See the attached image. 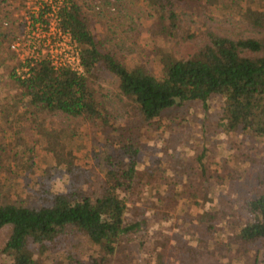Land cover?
I'll return each instance as SVG.
<instances>
[{"label": "trees", "instance_id": "trees-1", "mask_svg": "<svg viewBox=\"0 0 264 264\" xmlns=\"http://www.w3.org/2000/svg\"><path fill=\"white\" fill-rule=\"evenodd\" d=\"M244 1L149 0L158 24L155 38L174 36L180 26L178 11L186 9L197 15L211 11L224 15L233 9L261 33L258 35L256 30L258 36L233 37L208 32V38L186 59L170 56L167 49L159 48L154 58L158 67L151 71L140 61L126 64L107 47L108 40L96 31L101 10L89 12L87 0H68L60 9L59 24L79 48L83 71L77 73L65 66L56 68L47 59L6 63L14 57L7 47L19 35L10 10L5 9L7 0H0V67L4 69L0 82L5 88L0 90V116L5 118L0 125L23 126L22 119H28L31 130H37L54 159L52 165L38 171L37 154L29 153L28 148L11 154L5 151L7 145H0V230L7 229L0 255L11 254L6 264H46V256L58 254L67 244L73 246L78 235L100 246L102 254L83 259L64 251L63 261L115 263V254L126 242L135 238L141 246L145 242L148 233L143 222L146 217L139 216L141 205L149 200L166 202L173 205L171 212H176L180 209L176 203L186 196L196 197L198 205L203 203L199 198L210 199L214 205L197 216L195 229L190 221L189 227L178 225L174 248L180 251L177 235L182 232L187 237V229H193L195 235L208 237L213 233L211 240L217 245L225 242V250L237 247L239 261L253 256L252 264H264V10L243 11ZM5 80L9 82L5 84ZM108 80L112 81V89L103 85ZM219 98L223 102L219 121L222 132L241 135L249 142L242 164L230 161L228 170L213 169L211 159L202 160L209 157L208 148L202 147L194 169L196 179L208 185L203 184L195 192L189 191L192 185L180 184V173L170 171L159 158L144 167L152 154L146 151L147 141L141 139L151 131L146 126H156L164 136L173 130V119L169 118L175 107L193 101L200 102L206 111ZM123 116L127 117L125 134L113 122ZM42 119L107 126V132L113 135L111 139L101 138L95 158L97 168L83 169L75 163L76 155L68 146L76 140L73 134L64 137L70 131L69 124L48 129L46 121L40 124ZM29 136L27 131L21 137V146ZM252 148L255 158L250 159ZM16 163L22 172L33 171L31 181L37 185L34 194L26 187L10 185L8 174L11 178L18 175L13 169ZM5 187L7 194L3 192ZM17 191L18 200L11 201L12 192ZM229 235L235 236L230 242Z\"/></svg>", "mask_w": 264, "mask_h": 264}, {"label": "rangeland", "instance_id": "rangeland-1", "mask_svg": "<svg viewBox=\"0 0 264 264\" xmlns=\"http://www.w3.org/2000/svg\"><path fill=\"white\" fill-rule=\"evenodd\" d=\"M87 1L90 6L88 7L89 12L102 11L101 17L98 18L96 31L108 40L107 47L113 49L126 64L131 65L133 62L140 61L151 71L158 67L154 58L155 50L159 48L167 49L170 56L186 59L193 55L194 51L208 38V32L221 33L233 37L261 35L258 27L253 28L244 16L234 14L233 9L227 10L224 15L215 11L197 15L186 9L178 11L180 26L174 36L155 38L154 35L158 31V24L149 0ZM24 2L25 0H7L5 3V9L11 12L13 27L18 29V35L23 32V27L18 25L16 20L18 18L15 17V14H19L20 11L24 10ZM93 5L94 7H91ZM243 7V11L249 8L258 12L262 11L264 10V0H245ZM84 9H87L86 3L84 4ZM256 30H258V35ZM7 50L11 51L14 57H9L6 63L19 64L20 60L15 52L9 47H7ZM17 70L20 69L16 68ZM3 71L2 66L0 67V74H3ZM6 82L9 81L5 80V84ZM111 82L108 80L103 85L108 89H112L113 85ZM3 86L0 82V90L5 89ZM222 104L223 102L219 98L213 101L210 108L206 111L201 109L200 102L193 101H188L181 107H175L169 118L173 119L171 122L173 130L164 136H160L156 126H146L151 131L143 134L141 139H143V142L147 141L144 142L146 151L152 154L148 156L144 167H148L151 162H155L159 158L162 163L167 165L166 167L170 171L176 170L180 173V184L183 182L184 184L192 185L193 188H189V191L195 192L203 187V184L208 185L207 182L202 183L196 179L197 170L194 169L196 164H194V161L197 162L196 155L202 147L206 146L208 148L209 155V157H205L202 160L207 162L211 159L213 169L221 167V171L228 170L231 167L230 161H233L231 163L242 164L246 160L245 151H248L249 142L241 135L238 137L229 136L222 132L220 127L222 122H219L223 112ZM170 111L171 109L166 112ZM3 117L1 115L0 120L4 121L5 118L3 119ZM126 119V116L113 119V122H116V125L121 128L122 134L126 133L124 128ZM178 119H180L179 126H177ZM44 121H46L45 124L43 123ZM62 122L65 126L69 124L68 128L70 129L64 137L66 138L68 134H73V138L76 140L74 144L68 146V148H72L76 155L75 163L81 165L83 169L90 167L96 169L95 158L98 157L96 153L99 149L101 138L111 139L113 135L107 132L108 127L90 126L89 124L75 125L73 121L64 120ZM21 123H23V126L22 124H14V126H8L7 128L0 125V145H7L5 151L11 154L14 152L21 153L22 149L26 150L27 148L29 153L37 154L35 160L39 166L38 171L52 165L54 163L53 155L49 152L50 148H46V144L40 141L37 130H31L32 124H29L28 119H22ZM40 124H44L48 129L63 125L60 124L59 119H42ZM27 131H30V136L21 146V137L25 136ZM132 138H137V136L132 134ZM254 153L255 150L251 151L250 159L251 157L255 158ZM7 166L8 169H12L10 163H7ZM13 169L16 170L18 175L11 178L12 174H8L10 185L26 187L28 192L30 191L34 194L37 185L31 181L32 176H34L33 171L26 170L22 172L20 166L18 167V163L14 164ZM220 170L219 174L223 175ZM213 185L209 183V186ZM7 190L8 188H3L5 194H7ZM3 192L1 201L4 202L6 198ZM19 195V191L12 192L10 200H18ZM214 195H210V197L215 200L217 197H214ZM221 195L222 193L219 192L218 196ZM195 200L196 197L190 196H186L183 199L180 198V202L176 203V208L179 207L180 209L176 212H171L173 205L166 202L153 203L149 200L146 204L141 205L139 216L146 217L145 220L143 219L145 224V227H143L148 233L143 246L139 244L137 238L126 242L122 249L115 254L113 259L115 263L111 262V264H252L253 256H246L243 261H239L240 250L237 247H234V250H231L232 252L225 250L224 241L226 240L221 241L224 242L223 246L215 244L214 239L211 240V237H213L211 232V235H207L209 238L204 234L202 236L198 233L195 235V230L193 229H187V232L190 233V235L186 234L187 237L185 233L180 232L177 235L181 239L180 251L174 248L176 244L174 234L178 231V225L180 227L181 225L189 227L190 222H192L191 225L195 229L197 216L214 205V202L209 201L210 199L205 201V199L199 198L200 201H203L201 205L196 204ZM139 216L138 218H140ZM204 228L205 225L203 226ZM6 232V228L0 230V249L5 242ZM232 237L235 236L229 235L227 240L230 242ZM187 239L190 240L191 247L187 245ZM73 242V246L67 244L64 250L60 251L61 253L46 256L48 257L46 264H67L66 261H63V256L66 255L63 253L64 251L72 252V255L83 259L87 257L91 259L102 254L101 247L88 241L83 235L76 236ZM184 245L188 247L182 249ZM10 255V253L8 255L6 253L0 255V261L4 264L8 263Z\"/></svg>", "mask_w": 264, "mask_h": 264}, {"label": "built area", "instance_id": "built-area-1", "mask_svg": "<svg viewBox=\"0 0 264 264\" xmlns=\"http://www.w3.org/2000/svg\"><path fill=\"white\" fill-rule=\"evenodd\" d=\"M67 3L68 0H25L24 10L15 14L23 32L10 43L21 63L47 59L56 68L83 71L76 42L59 24L60 9Z\"/></svg>", "mask_w": 264, "mask_h": 264}, {"label": "water", "instance_id": "water-1", "mask_svg": "<svg viewBox=\"0 0 264 264\" xmlns=\"http://www.w3.org/2000/svg\"><path fill=\"white\" fill-rule=\"evenodd\" d=\"M175 100L178 102L179 101V98H175Z\"/></svg>", "mask_w": 264, "mask_h": 264}]
</instances>
